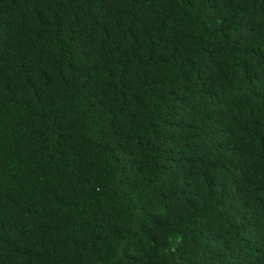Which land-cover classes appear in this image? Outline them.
<instances>
[{"label":"trees","instance_id":"16d2710c","mask_svg":"<svg viewBox=\"0 0 264 264\" xmlns=\"http://www.w3.org/2000/svg\"><path fill=\"white\" fill-rule=\"evenodd\" d=\"M0 264H264V0H0Z\"/></svg>","mask_w":264,"mask_h":264}]
</instances>
